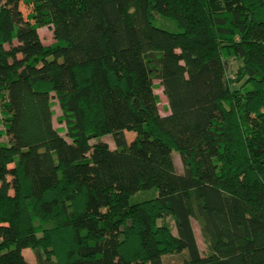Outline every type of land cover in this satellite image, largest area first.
<instances>
[{"label": "trees", "instance_id": "1", "mask_svg": "<svg viewBox=\"0 0 264 264\" xmlns=\"http://www.w3.org/2000/svg\"><path fill=\"white\" fill-rule=\"evenodd\" d=\"M0 108V264H264V0H0Z\"/></svg>", "mask_w": 264, "mask_h": 264}, {"label": "rangeland", "instance_id": "2", "mask_svg": "<svg viewBox=\"0 0 264 264\" xmlns=\"http://www.w3.org/2000/svg\"><path fill=\"white\" fill-rule=\"evenodd\" d=\"M27 4H24V3H21V7L20 9L22 10V13L23 14H26V12L29 10L27 9L25 6ZM30 5V4H29ZM31 6V5H30ZM32 9V7H31ZM153 24L158 26V27H161L165 30H168V31H178L179 28L177 27L176 23L167 18V17H163V16H154L153 18ZM38 34L41 38V41L43 44H50L51 42L54 41V38H53V35H52V31H51V27L48 26V25H42L38 28ZM231 69L234 68V65L232 64L230 66ZM152 83H153V89L152 91L156 94L157 96V108H158V112L160 114H165L167 112L166 110V100H165V97L164 95L162 94L161 92V88L160 86H158V80L153 78L152 79ZM53 110H54V115H53V126L54 127H61L62 124L58 123L57 122V115L60 114V110H59V107L56 103V100H54V105H53ZM1 109V108H0ZM2 118H1V110H0V130L3 129V124L1 122ZM63 135V132L61 133ZM125 136H126V139L129 141L133 136H134V132L132 131H128V130H125L124 132ZM95 140H102V141H106L109 145L110 148H114V143H113V140H112V136L110 134H106V135H103V136H100L99 138H96ZM95 140H91V142H94ZM0 141L1 142H6L7 141V136L5 134L1 135L0 136ZM171 155H172V160H173V163H174V167H175V170L177 172H180L181 171V164H180V160H179V157L176 153V151L172 150L171 151ZM155 193V191L153 189H150V190H147V191H142V190H139L135 193H133L130 197H129V201H136V200H139V199H142V198H145V197H148V196H151V194L153 195ZM164 221L168 224L169 226V229L171 231V233H175V230H174V225H173V222H172V219L169 217V216H166L164 218ZM159 222V220H158ZM191 226H192V230H193V233H194V238H195V241H196V244H197V247L199 249V251L203 252L204 250V246L202 244V241H201V237H200V234H199V231H198V224L195 220H191ZM22 254L24 255L25 259H27L28 261H33L34 259V256H33V253L31 250L29 249H24L22 251ZM163 263L165 264H168L172 261L175 260V256H163Z\"/></svg>", "mask_w": 264, "mask_h": 264}]
</instances>
